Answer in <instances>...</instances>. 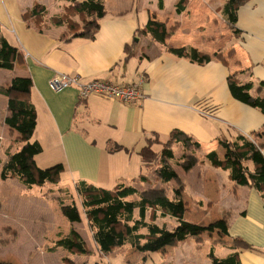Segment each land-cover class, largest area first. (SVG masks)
Masks as SVG:
<instances>
[{
    "label": "crops",
    "instance_id": "1",
    "mask_svg": "<svg viewBox=\"0 0 264 264\" xmlns=\"http://www.w3.org/2000/svg\"><path fill=\"white\" fill-rule=\"evenodd\" d=\"M78 1L0 0V36L23 55L22 61L7 71L15 74L19 70L24 73L23 77L31 79L29 100L36 111L34 130L41 122L52 131L51 149L57 156L55 166L60 175L70 176L74 184L83 180L105 189L117 184L130 185L138 192L126 200L138 201L149 192L158 196L156 193L161 190L150 186L148 172L142 173L146 169L139 154L143 146L135 150L142 140L147 144L149 138H158L152 149L160 153L167 142L162 137L180 130L198 146L211 142L212 150L223 159L224 150L218 146V138L233 140L237 135H244L260 143L264 153V114L234 99L227 82L228 75L232 74L238 83H252V97H264V85H260L264 82V0H241L234 25L226 21L223 13L227 0H185L180 12L176 11L179 0H161V3L160 0H129L125 6L117 0L114 8L101 0L105 14L97 19L93 36L75 34L79 23L84 27V15L77 11L80 6L74 7ZM244 4H248L247 9H243ZM35 5L38 6L32 11ZM139 8L147 12L149 19L165 25L169 35L163 43L140 33L149 19L144 22L133 15ZM181 47L196 49L210 60L199 63L169 51V48ZM57 72L77 75L81 81L109 79L125 85L140 83L144 96L135 103H126L100 96L80 99L72 86L54 92L48 80ZM43 134L34 139L42 146V151L35 156L37 165V156L44 151ZM175 144L184 145L181 140L168 144L173 155ZM118 151L126 154L119 168L115 166ZM132 153L139 155L134 169L130 166ZM204 156H193L195 164L200 162L206 170L203 186L191 195L183 187L181 194L186 210H195L197 220H190L185 213L183 219L207 225L226 217L225 244L230 253L235 249L229 240L241 238L250 247L239 251L240 264H264V189L235 184L229 179L228 170L218 174ZM245 165L250 172L254 170L252 162L247 161ZM218 177L228 181L235 198L228 202L229 211L222 217L218 202L230 196L222 192L224 197L219 198ZM132 180L140 186L130 184ZM173 194L166 197L173 198ZM227 210L228 207L224 209ZM149 212L150 208L145 212L147 222ZM138 215L135 208L133 218L137 219ZM156 215L153 222L168 230L178 222L175 217L161 215L160 210ZM165 217L174 218L176 223L172 227L160 223L159 219ZM53 232L57 235L55 224ZM146 232L145 228L141 229V233ZM212 238L202 234L199 240L187 238L151 253L116 246L107 253L92 250V254L97 253L105 260L95 264H211L209 251L199 254V247L214 245Z\"/></svg>",
    "mask_w": 264,
    "mask_h": 264
},
{
    "label": "trees",
    "instance_id": "2",
    "mask_svg": "<svg viewBox=\"0 0 264 264\" xmlns=\"http://www.w3.org/2000/svg\"><path fill=\"white\" fill-rule=\"evenodd\" d=\"M73 2L78 0H71ZM241 0H227L223 7L226 21L230 25L236 22V12ZM161 3V0H160ZM185 0H179L176 4V11L180 12L184 7ZM79 5L77 11L83 16L85 31L80 35H85L94 31L98 27L97 19L105 14V8L101 0H79L74 7ZM38 5L32 9L35 10ZM75 27V25H73ZM141 34H149L154 41L163 43L169 32L165 25L155 19H149ZM127 49V48H126ZM169 51L178 56H188L191 60L199 63L209 61L208 55L200 54L196 49L169 48ZM130 53V50L128 51ZM20 50L11 45L4 37L0 36V69L12 70L16 63L22 61ZM228 88L232 97L244 104L259 109L264 114V97H252L250 89L251 82L238 83L233 75L227 77ZM264 85V82H260ZM32 81L28 77H15L7 88L0 86V93L6 97V107L8 114L4 118V124L26 138L31 136L36 126V111L34 105L29 100ZM174 134V136H173ZM182 135V136H181ZM171 139L181 140L184 145L188 143L198 147L197 142H192L189 136L184 135L180 130H173ZM158 142V138H149L147 144L143 146L139 154L144 164L149 165L156 156L159 157L160 165L157 167V174L161 181L167 182L177 177L176 170L168 164L167 160L173 158L172 150L167 146L168 140L160 153L152 149L153 143ZM218 146L224 150L223 159H220L215 150L206 153L205 158L211 165L229 171V179L238 185H253L259 190L264 189V153L260 143L248 139L244 135H237L233 140L218 138ZM118 148V146H117ZM42 151V146L37 140H27L14 153L8 154L6 162L1 168V178L17 177L27 187L33 185L41 186L45 182H55L58 179L59 170L53 168H40L35 161V156ZM194 158L193 156H190ZM182 167L189 170L195 164L194 159H187L183 156ZM188 162L184 164V162ZM254 164V170L249 171L245 162ZM140 180H146L140 177ZM77 194L82 198L81 205L84 214L92 230V237L97 250L102 253L111 251L116 246H128L139 252L151 253L163 250L166 245H171L187 238L199 240V236H208L215 233L220 240L228 235V221L226 217L214 220L209 224H199L183 219L186 211V202L183 201L182 186L179 185L174 192L173 198L158 195L154 198L141 196L138 201L126 200L127 196L133 195L138 190L133 186L117 184L112 189L79 181L74 184ZM138 208V218H133V211ZM150 208L149 221L145 220V212ZM61 214L70 222L80 220L78 207L74 204L59 203ZM160 214L170 215L177 218V224L168 230L165 226H158L153 221L156 218V211ZM145 228L146 233H141ZM217 243V241H216ZM220 243V242H219ZM235 249L225 257H218L211 248L208 257L211 264H240L239 251L250 247L241 238H231L229 243ZM62 247L70 252L88 254L91 251L86 246L82 236L76 230L70 228L67 234L60 236L52 247V251ZM0 264H11L0 262Z\"/></svg>",
    "mask_w": 264,
    "mask_h": 264
},
{
    "label": "rangeland",
    "instance_id": "3",
    "mask_svg": "<svg viewBox=\"0 0 264 264\" xmlns=\"http://www.w3.org/2000/svg\"><path fill=\"white\" fill-rule=\"evenodd\" d=\"M128 1L129 0H119L118 3L125 6ZM116 2L117 0H106L105 3L108 5L111 3L112 8H114ZM247 8L248 4H244L243 9ZM133 15L140 21L146 22L149 19L147 17V12L141 10V8L138 9L137 13L134 12ZM150 17L152 18V16ZM83 31H85V28L82 27V23H79L75 29V34H80ZM90 34L91 32L85 35L93 36L94 33H92V35ZM137 38L138 37L135 36L134 41H136ZM234 40L235 39L233 37V41ZM235 45L236 43L234 42V46ZM13 74L12 71L0 69V86L7 88L8 83H10L15 77L24 76V73L19 70H17L14 74L15 77ZM218 89L220 91L221 86ZM6 100V97L0 93V172L3 164L7 160L8 154L14 153L24 142L27 140L33 141L43 132L44 134L41 139L43 141L42 145L44 151L43 155L37 156L38 166L40 168H53L58 161H56L57 156L53 155L51 149V145L53 143L52 131H49L48 127H45L41 122L39 123L36 131L34 130L35 133L33 132V135L27 136V138L23 134L10 130L4 124V118L8 114ZM222 131H224V129H222ZM189 138L193 139L191 137ZM162 139L163 141L169 140L170 142L167 144L177 142V139H171L170 136L162 137ZM145 145V140H142L136 145L137 148L135 150H138ZM211 147V142H203V144L198 147L175 144L172 147L175 155H173V158L168 159L167 162L168 164H171L178 174L176 178L167 182H162L157 174L156 168L160 165L158 156H156L152 163L145 165L146 169L143 168L142 173L146 174L148 172L150 186L161 188V190L156 194L171 196L175 192V189L181 185L182 188L185 187L184 189L187 195H191L194 190H198L203 186V177L206 170L204 172L203 165H201L200 162L196 163L197 165L194 164L191 166V170H185L181 167V162L184 160L183 156H187V159L190 160L194 159L190 156H204L212 150ZM111 149L112 147L110 146V150ZM118 152L119 154L116 157L117 160L115 162V166L119 168L122 166L123 163L121 160L126 157V154L122 151ZM138 156L139 155H137V153H132L131 155L130 166L133 169L136 166L137 158L139 159ZM187 163L188 162L186 161L184 162V164ZM212 167L217 170L218 174H222L223 169L216 168L214 166ZM114 173L115 172L111 175V180L113 179L112 177H114ZM58 179L59 180L55 182H45L41 186L33 185L31 187H27L23 182L18 180L17 177H7L2 179L0 174V262H9L11 264H95V262H105L103 258L97 256V253L96 255L92 254V250L97 251V247L92 237V230L90 229L88 221L85 217L84 208L81 205L82 198L77 194L72 178L66 174L60 175L59 173ZM100 183L97 185L101 186ZM129 183L137 188L140 186L135 180H132ZM217 183L218 188L220 189L219 198H222V192L230 196L227 200L223 198L224 201L220 200L218 202V209H220L219 213L221 216L229 211L228 202L231 203V200L235 198L233 197V192L231 193L228 181L218 177ZM141 190L142 188L140 191ZM147 197L154 198L155 196L149 192ZM59 203H74L79 209L80 221H68L61 214L59 210ZM232 204H234V201H232ZM227 207L228 210L224 211ZM185 214V216L190 220H197V217H195V210H186ZM159 221L160 223L165 222L168 227H172L173 224L176 223V220L172 217H165L159 219ZM23 222L24 225L22 226ZM54 224L56 225L57 235L53 232ZM70 228L79 232L84 239L86 246L91 250V254L88 253V255H85L78 252H70L62 247L52 251L48 250L54 245L55 241L60 236L62 237L64 234H67ZM28 229L30 232H28ZM14 231L18 233L13 235ZM210 237H213L212 239L215 242L217 241V243L212 245L214 247L213 252L215 255H222L224 257L226 254L228 255V253H230L229 246L225 244V241L227 240L226 237H224L223 240H220L215 233L210 235ZM229 242H231V239ZM210 246L211 244H204L199 247V249H201L199 254L209 251L212 247Z\"/></svg>",
    "mask_w": 264,
    "mask_h": 264
},
{
    "label": "built area",
    "instance_id": "4",
    "mask_svg": "<svg viewBox=\"0 0 264 264\" xmlns=\"http://www.w3.org/2000/svg\"><path fill=\"white\" fill-rule=\"evenodd\" d=\"M49 88L58 92L68 87H75L80 99L89 96H100L135 103L143 98L140 83L119 84L109 79H92L81 81L77 75L57 72L48 80Z\"/></svg>",
    "mask_w": 264,
    "mask_h": 264
}]
</instances>
